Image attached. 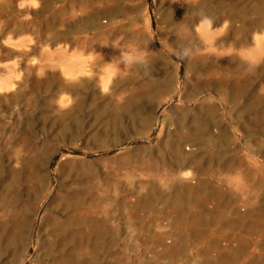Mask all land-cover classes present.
<instances>
[{
  "label": "rangeland",
  "instance_id": "rangeland-1",
  "mask_svg": "<svg viewBox=\"0 0 264 264\" xmlns=\"http://www.w3.org/2000/svg\"><path fill=\"white\" fill-rule=\"evenodd\" d=\"M263 22L0 0V264H264Z\"/></svg>",
  "mask_w": 264,
  "mask_h": 264
},
{
  "label": "bare ground",
  "instance_id": "bare-ground-1",
  "mask_svg": "<svg viewBox=\"0 0 264 264\" xmlns=\"http://www.w3.org/2000/svg\"><path fill=\"white\" fill-rule=\"evenodd\" d=\"M263 21V20H262ZM264 23V22H263ZM240 77V76H239ZM235 79V78H234ZM247 79V78H246ZM248 81V80H247ZM250 82V81H249ZM247 82H246V80H245V82H244V84H242V87H241V91H244L245 90V92H247L248 91V86H249V83L248 84H246ZM235 84V83H234ZM214 86V85H213ZM234 89H236V92L238 91L239 93H240V95H242L241 94V92L239 91L240 90V87H239V90H238V86L237 85H234V86H232V88H230V92H232ZM229 92V93H230ZM232 94V93H231ZM231 94H229V95H231ZM92 201V200H91ZM80 203V201H77V203ZM76 203V204H77ZM78 205H80V204H78ZM88 220V219H87ZM78 263V262H77ZM70 264V263H69Z\"/></svg>",
  "mask_w": 264,
  "mask_h": 264
},
{
  "label": "clouds",
  "instance_id": "clouds-1",
  "mask_svg": "<svg viewBox=\"0 0 264 264\" xmlns=\"http://www.w3.org/2000/svg\"><path fill=\"white\" fill-rule=\"evenodd\" d=\"M20 7L21 8L25 7V3H21ZM200 23H201L202 27H207V26H209L212 23V20L209 17L204 16Z\"/></svg>",
  "mask_w": 264,
  "mask_h": 264
}]
</instances>
